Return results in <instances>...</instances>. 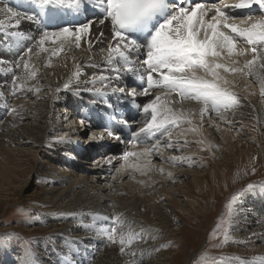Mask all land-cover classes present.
<instances>
[{
  "label": "bare ground",
  "instance_id": "6f19581e",
  "mask_svg": "<svg viewBox=\"0 0 264 264\" xmlns=\"http://www.w3.org/2000/svg\"><path fill=\"white\" fill-rule=\"evenodd\" d=\"M5 5L17 12L21 20L18 27H12L11 24L15 21L9 22L8 14L0 12V21L5 22V27L0 29V60L4 61L3 65H0V118L7 113H15L17 116H13L11 121L18 119L20 123L15 122L21 124V121L26 119L27 112L33 111L37 113L35 117L37 121L26 129L0 127L6 130L0 133V159H2L0 178L2 177L3 181V178L7 180L10 176V170L5 167L7 159L10 161L11 157L19 158L20 154L31 155L33 160L37 161L41 151L40 156L53 157L61 169L65 168V171H59L61 174L57 169L50 170L53 175H48L46 180L48 186L44 189L43 203L54 206L62 216H67L66 229L73 231V236L70 240L65 238L60 241L68 248L66 252H61L54 246L50 247L48 254L51 257L45 255V263L50 261L52 262L50 264H130L128 257L121 256L119 248L117 249L114 244L115 247L109 245V241L100 231L112 227L115 209L118 211V213L115 211L116 216L126 222L122 230L127 231L129 235L133 233L143 235V242L139 239L135 244L140 247L142 253H137L139 256H133L132 259L140 261L145 257L143 264H159V261L163 260V252L157 250L159 242L148 241L149 243L145 244L147 240L145 234L150 236L148 228L154 226L159 228L154 234L155 237H158L159 233L162 236V230L166 229L168 233H163V237L180 238L179 235L182 233L180 231L185 226L175 230L172 221L174 212H180L188 219L192 218V212L194 209L198 210L203 196L211 192L212 188L219 190L225 182L227 183L231 164L244 167L256 154V148L264 150V100L260 97L261 79L264 78V68L260 65L264 64V57H258L251 70L246 68L248 58L252 61L254 55L251 46L238 39L236 51L231 55L226 49H221L219 56L209 57L213 68L215 64L224 66L214 68L219 79L204 68L193 70L196 76L215 80L221 88L230 93L235 94L239 91L241 98H238V105L242 110L239 108L231 114L222 113L223 109L220 114L216 111H208L201 116V104L196 101L194 103L181 101L176 93H172L168 96V100L175 102L169 103L168 106L174 111L183 113V117L176 124L179 129L175 133L171 132L173 125H169L170 138L168 135L159 137V133L151 138L141 134L139 140L134 141L133 135L136 131L140 132L146 120V114L134 106L139 101L143 104L149 103L156 95L162 97L160 103L163 104L167 95L166 90L154 88L153 92L150 91V95H141L142 88L146 87V81L143 84L138 83L139 81L135 82L128 78L130 73L126 72L120 73V78L116 79L117 73L111 71L110 65L104 60L109 43L112 42V33L111 25L107 21L103 25L99 24L102 13L98 0H85L79 15L76 16L50 12L47 16L40 17L39 24L26 19L27 16H36L38 12L30 0H0V9ZM225 6L227 5L223 6L227 10L226 13L232 15L227 23L241 27L247 26L249 15L254 17L264 15V10L254 9V6L244 8L242 13H235L229 6ZM211 15L209 14L206 19L210 20ZM89 21L92 22L90 34L82 37L79 48L74 42L61 45L60 39L55 37L45 42L44 48L48 51L40 52L36 48V41L43 31L55 33L62 27L74 28ZM52 30L57 31L52 32ZM15 31L35 39L18 40L12 35ZM220 31L234 36L230 29L221 27ZM71 39L74 41V38ZM26 46L33 47L34 53L38 55L26 56ZM240 51H243L244 55L237 54ZM139 54L144 55L146 59L145 49ZM29 56L31 57L29 68L24 69L23 63L29 59ZM21 57L24 59L21 60ZM131 59L139 71L143 70L135 54H132ZM17 64L20 66L16 67ZM232 68L239 71L226 70ZM33 70L35 75H29ZM101 75L112 80V82L105 81L109 87L100 93L89 91L88 89L102 88L98 79ZM243 76L250 78L252 84H245ZM13 77L16 78L15 87ZM248 87H256V89L252 92L253 89ZM113 88L124 91L113 92ZM132 89L136 90L135 98L128 95ZM61 90L64 93L63 98L68 100L67 103L72 106L73 112L79 116V126L95 131L85 139V143L90 140L89 145L93 144L94 148L91 146V149L85 148L84 143L78 141L77 132H73L68 126L66 129L61 126L58 131L53 129L55 125L59 127L61 124V121L54 122L53 119L54 108L61 106L63 101L53 95ZM82 107L88 109L83 111ZM130 107H133L131 111ZM106 115H111L113 116L111 119H115L113 122L115 124H109L107 132L112 130L121 137L120 140L115 139L114 144L109 136H106L104 129H98L100 121L104 120ZM130 116L131 118L133 116V119L129 124L134 125L131 133L127 126L116 123L121 119L127 120ZM15 122L13 121L12 126H18ZM30 128H33L32 134H29ZM94 128H97V131ZM158 137L159 146L155 151L152 154L141 155L145 149H152ZM126 141L131 143L127 145ZM168 143H171L172 147H167ZM83 146L85 150L82 149ZM54 151L55 154L58 152L55 156L52 153ZM89 152L91 155H97L89 162L94 167L78 166L77 154L85 157ZM124 152L126 154L134 152L137 155L125 159L122 157ZM67 164L69 166L66 167ZM68 167L73 169V172L67 170ZM76 170L81 173L78 174ZM125 177H128V180H125ZM248 200L250 208L255 211L252 216L261 217L257 218L259 219L257 224H261L254 226L253 229L264 228V218H262L264 193L262 191L256 193L253 200ZM243 210L245 211L246 208ZM128 217L134 218V221H128ZM255 224H248L246 227ZM260 235V241L264 242V233ZM9 249L10 245L0 247V261H4L5 264H12L13 255ZM262 251L264 248L263 250L254 248L251 256L255 257V254L263 253ZM249 258L245 264H264L262 261H257V259L264 260V256ZM36 261L38 260L35 258L19 259V263L16 264H43L41 260Z\"/></svg>",
  "mask_w": 264,
  "mask_h": 264
},
{
  "label": "snow or ice",
  "instance_id": "6c2138e0",
  "mask_svg": "<svg viewBox=\"0 0 264 264\" xmlns=\"http://www.w3.org/2000/svg\"><path fill=\"white\" fill-rule=\"evenodd\" d=\"M85 0H30V3L38 9L36 16H27L26 19L40 23V17L47 16L50 12H62L70 15H79ZM99 8L102 13V18L99 19V24L103 25L107 21L111 25V41L107 48V54L104 56L106 63L110 65V70L117 73L116 79L120 78V73L126 72L136 75L139 69L135 67L134 61L131 59L133 53L139 54L142 49L146 50V59L142 61L143 72L140 73L141 79L146 77V87L142 88L141 95H150V90L153 88H161L166 90L164 103H160L162 97L156 95L151 102L143 105V112L146 114L145 126L140 129L139 133L134 134V141H138L141 134L146 138H151L159 133V137L168 135L171 137L169 125H176L183 117L182 112L174 111L168 106V96L176 93L180 100H192L201 104V116L208 111H220L230 109L238 105L236 94L230 93L215 80H206L203 77L195 75L194 69L204 68L208 70L214 77L219 79L215 69L224 67L221 64L211 66L212 61L209 57H217L221 53L219 50L226 49L231 55L236 51L238 39H242L251 46V52L254 55L252 61H248L246 68L251 70L252 65L258 57H264V15L254 17L248 16L246 21L247 26L241 27L234 24H229L227 21L231 17L221 7L213 5L206 7L205 4H192L191 0H98ZM258 6L264 10V0H239L238 3L231 7L244 9ZM228 7V6H225ZM0 12L8 14V20L12 27H18L21 17L12 8L4 6ZM211 15V19L206 17ZM92 22H86L75 26L74 28L62 27L60 31L49 33L43 31L38 41L36 48L40 52L48 51L44 48L46 41L55 37L60 39L61 45L66 42L75 43L77 48L80 47L82 37L90 34L89 30ZM5 27V22L0 21V29ZM230 29L233 35H228L220 28ZM203 31V37H201ZM18 40L35 39L28 37L24 33L15 31L12 33ZM103 35V33H101ZM74 38V41L71 39ZM259 46V47H258ZM55 52V50H53ZM37 54L34 53L33 47L26 46L25 55ZM239 55H244L243 51L238 52ZM24 58L21 57V60ZM29 59L24 61V69L29 68ZM4 61L0 60V65ZM20 65L17 64L16 67ZM264 68V64L260 65ZM229 71H239V69H226ZM79 72L77 71V75ZM153 74H156L154 77ZM29 75L34 76L33 70ZM99 82L102 88L88 89L100 93L103 89L109 87L105 81L109 77L101 75ZM95 83V81H93ZM13 85H16V78L13 77ZM67 88L68 85L66 84ZM262 95H264V78L261 79ZM113 92L123 89H112ZM15 94V93H13ZM129 96L135 98L136 90L132 89ZM15 111V109H12ZM83 123V121H81ZM118 125H127V121L121 119L116 122ZM109 136H113L116 140L121 137L116 135L114 131L107 132ZM159 137L152 149H145L143 154H150L159 146ZM172 147L171 143L166 145ZM179 150V149H177ZM137 153L129 152L128 156H135ZM175 159V158H170ZM163 170L161 169V172ZM171 175V173H169ZM250 189L253 185L248 186ZM124 222L116 217L113 219V226L100 231L109 242H117V227H123ZM229 239L227 233L224 234V242ZM119 243L121 245L120 252H125V246H130L132 238L125 240L123 232L119 233Z\"/></svg>",
  "mask_w": 264,
  "mask_h": 264
},
{
  "label": "rangeland",
  "instance_id": "374dc122",
  "mask_svg": "<svg viewBox=\"0 0 264 264\" xmlns=\"http://www.w3.org/2000/svg\"><path fill=\"white\" fill-rule=\"evenodd\" d=\"M54 31L57 30H52V32ZM7 44H9V42ZM249 60L250 58H248V61ZM242 78H244V76ZM249 79L250 78H244L245 84H252V81ZM251 88L253 89L252 92L256 89V87H248V89ZM65 92L67 93V90H65ZM63 94V90H61L53 95L63 100L61 106L54 108L53 115L54 122L61 121V124L59 127L55 125L53 129L58 131L61 126L64 129L68 126L73 132H77V137H79L78 141L84 143L85 148H90V146L94 148L93 144L90 143L89 145L90 140L85 143V139L86 137L89 138L90 133L95 131L79 126V116L73 112L74 109L67 103L68 100L63 98ZM235 94L237 99L239 97L241 98V93L239 91L235 92ZM260 97L264 100V96H262L261 93ZM186 101L191 103L195 102L192 100ZM240 107L241 106L237 105L226 111L224 110L222 113L231 114ZM240 109L242 110V108ZM27 114L28 115L25 117L27 120L21 121V124L16 123L19 122L18 119L13 120L21 127L12 126L13 121H11V118L17 116L15 113L10 112L4 114V116L0 118V127L2 126L5 129H26L37 121L35 118L37 116L36 112H27ZM3 128L0 129V133L1 131L3 133L6 131L5 129L3 130ZM178 129L177 125H173L171 132L175 133ZM95 130L97 131V128ZM28 131L29 134H32L33 128H30V130L28 129ZM82 149L85 150L84 146ZM166 151L169 152V150ZM40 152L37 161H34L33 157L28 154H20L19 158L18 156L14 158L11 157L10 161L7 159V165H5V167L8 171L10 170V176H8L7 180L3 178V181L2 177L0 178V247L2 245L6 247L10 245L9 250L12 251L11 253L13 255L12 264H16L19 259L30 260L34 258L38 260L36 262H40L41 260L43 264H50L52 262L47 261L48 263H45L44 259L45 255L51 257V255L48 254V249L54 246L61 252H66L68 248L63 246V242L60 241L65 238L70 240L73 236V231L66 229V224L68 223L67 216H62V213L54 209V206L43 203L45 200L44 189L48 186V181L46 180L48 175H53L50 170L54 168L57 169L58 172H63L65 168L61 169L59 163L56 162L53 157L46 158L40 156L42 155ZM52 153L55 156L58 152H56V154L55 151ZM152 153L153 152H151V154ZM88 154L89 155L85 157L77 154L76 164L78 162V166L87 168L94 167L89 162L94 160L97 155H91L90 152ZM1 160L2 159H0V161ZM33 165L34 169H32ZM65 166L67 167L69 165L67 164ZM68 169L73 172V169L69 167L67 170ZM76 171L78 174L81 173L79 170ZM61 172L59 173L61 174ZM127 178L128 177H125V180H128ZM249 185H253L254 187L250 189L248 187ZM258 190L264 193V150L261 148H256V154H254L248 165L239 167L238 165L231 164V167L228 169L227 183L225 182L224 186L219 190L217 188H212L211 192L205 194L203 199H201L202 204L199 205L198 210H193L192 218L188 219L182 216L180 212H174L172 221L175 225V230H179V228L185 226L180 231L182 232L179 235L180 238L178 236L175 238H169L170 236L163 237V233H168L166 229L162 230V236H160L159 233V236L155 237L154 234L159 228L153 225L154 227L148 228L150 236L147 233L145 234V236L147 235L145 244L150 241L151 243H155L156 241L159 242L157 250L160 253L163 252V260H160L159 264H245V262H248V259H250L249 257H263L264 251H262L263 253L255 254V257L251 256L254 248H261L262 250L264 248V242H261L259 239V237H261L260 234L264 233V228L261 227L263 230L261 228H258V230L253 229L254 226L261 224H257L259 221L257 218L261 217L252 216L255 214V211L250 208L248 202V199H254L256 193H261V191ZM243 208H246V210L244 211ZM115 211L117 210H113V219L117 217ZM131 220L134 221V218L128 217V221ZM253 223L256 224L246 227V225ZM116 227L117 230H119V232L117 231L118 234L120 232L124 233L126 241L129 237L132 238L131 245L125 246L126 253H121V256L128 257L127 259L130 260L128 263L130 264H143L146 258L143 257L142 254L143 258H141L140 261L132 259L133 256H139L137 253H142L140 247L135 245L139 242V239L143 242L142 233H133L129 235L128 232L122 230L119 225H116ZM225 233L229 236L226 243L224 242ZM108 243L111 246L115 245L116 248L120 250L119 235H117L118 244L112 242ZM81 248L82 247H80V249ZM70 251L72 252V248H70ZM62 261L64 260H61V262ZM257 261L264 262V260L259 259H257ZM252 263H254V261H252ZM0 264H5V262L0 261Z\"/></svg>",
  "mask_w": 264,
  "mask_h": 264
}]
</instances>
